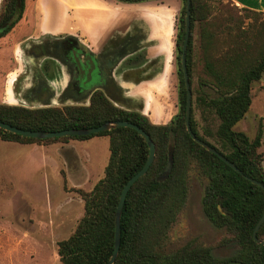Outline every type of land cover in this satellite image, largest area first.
<instances>
[{
    "label": "trees",
    "instance_id": "16d2710c",
    "mask_svg": "<svg viewBox=\"0 0 264 264\" xmlns=\"http://www.w3.org/2000/svg\"><path fill=\"white\" fill-rule=\"evenodd\" d=\"M135 2L141 0H120ZM176 14L174 51L176 76V111L165 123H152L136 110L114 105L100 89L88 94L87 104L48 107H25L0 103V121L28 130H61L94 127L105 121L125 120L142 128L154 143L155 152L143 175L127 190L119 216V246L112 264H222L235 260L241 264H264V245L251 238L252 229L262 214V189L235 172L215 154L192 140L184 125L185 89L179 63L183 39L185 0H179ZM259 29L252 42L245 41L246 33L225 27L230 46L223 55L212 57L219 48L217 28L207 19L204 0L189 1V35L185 47V67L190 87L188 123L192 133L224 156L244 175L264 185L262 154L257 150L261 132L252 139L233 125L240 120L250 104V86L264 75V11ZM23 0H2L0 7V37L18 21ZM197 26V47L203 60L207 78L198 79V87H191L193 62V28ZM209 85L208 96L199 86ZM217 120L212 132L206 125L201 133L196 129L193 108ZM107 136L108 156L99 177L87 191L73 189L82 200V215L72 232L57 240L56 254L61 264H104L112 250L113 219L117 197L125 181L136 172L147 156L143 138L129 127H115L88 135L33 138L0 128V139L16 142H52L66 139H86ZM210 136L213 141L206 139ZM171 158L170 169L163 170ZM194 173L205 181L201 208L207 220L224 230V241L235 245L234 252L216 257L208 246L186 241L172 246L167 231L184 206L188 191V176ZM256 236L264 239V218Z\"/></svg>",
    "mask_w": 264,
    "mask_h": 264
},
{
    "label": "rangeland",
    "instance_id": "374dc122",
    "mask_svg": "<svg viewBox=\"0 0 264 264\" xmlns=\"http://www.w3.org/2000/svg\"><path fill=\"white\" fill-rule=\"evenodd\" d=\"M207 19L217 28L219 48L212 51V57L220 58L221 51L230 46L225 27L231 32L239 29L246 33L245 41H253L259 29L261 15L236 7L230 0H204ZM2 0H0V7ZM176 23V17H175ZM174 23V33H175ZM198 28H193V62L191 66V87H198L199 78H207L203 60L197 47ZM174 38V37H173ZM8 42V41H7ZM6 40L0 41V75L10 64L9 53L3 52ZM6 51V50H5ZM171 85L175 90L171 113L176 111L175 51L170 61ZM208 96L213 95L209 85L199 86ZM111 93L118 96L115 89ZM34 93L27 92L28 98ZM88 101V100H87ZM87 101L61 104H33L29 107H48L72 104L84 105ZM114 105L137 110L129 101ZM172 114V115H173ZM196 129L206 125L212 132L217 120L211 115L201 114L193 108ZM252 139L256 131L261 132L257 150L262 154L264 170V75L250 86V104L244 116L232 127ZM94 138L66 139L52 142H16L0 139V264H61L56 254L57 240L67 237L82 215V200L73 190L87 191L102 175L108 156L107 136ZM210 142L213 139L206 136ZM205 181L194 173L188 176V191L184 206L176 215L167 231L172 246L186 241L208 246L216 257H226L235 250L232 242L224 241V230L214 227L201 208V196Z\"/></svg>",
    "mask_w": 264,
    "mask_h": 264
},
{
    "label": "crops",
    "instance_id": "0c3cea01",
    "mask_svg": "<svg viewBox=\"0 0 264 264\" xmlns=\"http://www.w3.org/2000/svg\"><path fill=\"white\" fill-rule=\"evenodd\" d=\"M230 1L238 8L264 11V0ZM179 5V0H23L20 18L0 37V41L6 40L3 52L10 56V64L0 75V103L25 107L46 104L36 102L35 96L27 97V92L34 91L36 86L34 72L39 79L37 84L44 81L54 92L63 87L64 76L54 67L55 62L48 66L44 76L39 70L44 56L34 59L28 55L26 47L44 38L52 40L73 35L107 71L109 84L103 93L109 100L119 104L130 101L150 122H167L173 114L170 109L175 99L172 66L169 63L167 75L160 80L157 60L164 44L170 51L171 61ZM14 74L12 85L19 86V98L8 82ZM20 74L23 77H19ZM129 83L135 90L126 89ZM112 89L118 96L111 93Z\"/></svg>",
    "mask_w": 264,
    "mask_h": 264
},
{
    "label": "water",
    "instance_id": "95a60500",
    "mask_svg": "<svg viewBox=\"0 0 264 264\" xmlns=\"http://www.w3.org/2000/svg\"><path fill=\"white\" fill-rule=\"evenodd\" d=\"M189 1L190 0H185L183 39H182L181 50H180V55H179V63H180V68H181V73H182L183 85H184V89H185V102H184V111H183L185 130H186L188 136L192 140H194L196 143H198L200 146H202L205 150L215 154L221 161H223L226 165H228L235 172L242 175L245 179H247L251 183L259 186L262 189L263 194H264V185L262 183H260L259 181L255 180L249 176L244 175L238 168H236L224 156H222L217 151H215L214 148H212L211 146H209L205 142L198 139L192 133V131L189 127L188 117H189V109H190L191 92H190V87L188 84V77H187V72H186V67H185V57H184L186 42H187V38L189 35ZM15 2H16V5L18 6L19 0H15ZM4 26H5V24H2L0 29H2ZM79 49L81 51L83 49L80 44H79ZM89 80H90V78H86V77L84 79L85 82H87ZM91 88H93V86ZM91 90H93V89H91ZM90 91H89V93H90ZM87 98H88V96H87ZM121 108H123V107H121ZM123 109H127V108H123ZM127 110H130V109H127ZM119 126L129 127L131 129L135 130L143 138V140L145 141V143L147 145V156H146L145 161L141 165V167L136 172H134L125 181V183L122 185V187L119 191L117 201H116V205H115V209H114L112 250H111V253H110L108 259L106 260V262L104 264H112L116 255H117V252H118L119 216H120V212H121V208H122V204H123L125 194H126L127 190L129 189V187L133 184V182L145 173V171L147 170L149 164L151 163V161L153 159L155 147H154V143L149 138L148 134L146 132H144V130L142 128H140L139 126H137L136 124L129 122V121H125V120L105 121V122H103L97 126H94V127L66 128V129L53 130V131L22 129L19 127L12 126V125L5 123L3 121H0V128L7 130V131H10L12 133H17L21 136L33 137V138H48V137L70 136V135H88V134L96 133L99 131H105V130H108L110 128H115V127H119ZM170 165H171V158L169 155L167 163H166L165 168L163 170L164 175L168 173V171L170 169ZM263 218H264V208H263L261 216L259 217V219L255 223V225L252 229V232H251L252 240L258 244H261V245H264V239L258 238L256 236V231H257L258 226L262 222ZM222 264H241V263L239 261L229 260V261L223 262Z\"/></svg>",
    "mask_w": 264,
    "mask_h": 264
},
{
    "label": "flooded vegetation",
    "instance_id": "af4514ba",
    "mask_svg": "<svg viewBox=\"0 0 264 264\" xmlns=\"http://www.w3.org/2000/svg\"><path fill=\"white\" fill-rule=\"evenodd\" d=\"M26 50L28 55L34 59L44 56L39 65V70L44 76L48 66L53 65L54 62V67L58 68L64 76L63 87L58 92H54L44 83L43 79H41L42 83L37 84L39 79L34 72L36 86L32 93L38 103L82 102L89 93V87L93 86V89H100L102 92L108 88L107 71L101 67L100 63L98 64L91 52L84 48L82 51L79 49L78 40L73 35H65L52 40L44 38L39 42L29 43ZM85 77L90 80L85 82Z\"/></svg>",
    "mask_w": 264,
    "mask_h": 264
},
{
    "label": "bare ground",
    "instance_id": "6f19581e",
    "mask_svg": "<svg viewBox=\"0 0 264 264\" xmlns=\"http://www.w3.org/2000/svg\"><path fill=\"white\" fill-rule=\"evenodd\" d=\"M159 54H160V58H159V60H157V62H158V64H157L158 69L157 70H158V73H159L158 77H159L160 80H162L168 73V71H166V69H167V67H168V65L170 63V51L166 48V46L164 44H162L161 47H160V53ZM14 77H15V74L12 77H10L8 82H9V85H10L12 91L15 93V96L18 97V95H17L18 94V89L17 88H19V86L18 87H14V85H12V81H13ZM19 77H23V74H20ZM127 86H128V88H126L127 90H130V91L131 90H135L134 89L135 88L134 85H132L131 83L127 84ZM23 105H25V104H23Z\"/></svg>",
    "mask_w": 264,
    "mask_h": 264
}]
</instances>
